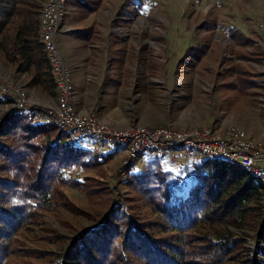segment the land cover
Returning a JSON list of instances; mask_svg holds the SVG:
<instances>
[{
    "label": "rangeland",
    "instance_id": "1",
    "mask_svg": "<svg viewBox=\"0 0 264 264\" xmlns=\"http://www.w3.org/2000/svg\"><path fill=\"white\" fill-rule=\"evenodd\" d=\"M134 3L141 13L135 10ZM138 4L139 0H101L85 20L65 4L57 41L72 74L79 61L88 67L91 76L101 78L104 74L105 80H113V103L124 105L122 123L105 120L94 107L91 111L99 120L115 128L168 125L189 130L192 126H207L220 131L235 125L264 143V63L255 58H242L245 51L250 56L257 48L264 51V0H147L143 6ZM63 22L70 29L64 31ZM211 24L213 32L204 34L201 27ZM81 26L92 27L93 34L101 29L100 42L81 43L74 33ZM236 28H241L243 35L229 37L228 30ZM65 34L67 39H75L70 44H75L78 50H74L79 51L76 58L67 54L73 52L70 47L73 45L62 40ZM196 37L209 42L210 50L201 61L185 59V50L194 45ZM228 46L238 50L231 53ZM14 61L0 50V92L3 91L0 98L4 99L0 103V124L16 114L10 108L20 89L25 92L27 104L24 113L17 115L40 123L32 117L45 107L56 105V102H44L46 98H54V90L43 82L30 85V74ZM245 71L260 75L247 89L241 88ZM101 89L97 90L98 95ZM85 137H90L87 141L90 145L83 144L102 162L80 170L84 183L77 189L67 190L64 203L55 211H46L25 232V244L20 245L24 248L25 261L46 262L47 258L39 257L66 248L81 231L90 232L117 207L118 211L125 210L133 222L158 219L128 175L141 164L142 158L153 154L145 151L129 169H124V174L125 154L122 150H113L116 143H103L95 136L82 139ZM159 160L172 168L186 161L185 158L170 160L167 156ZM118 217L120 221L123 219V215ZM247 235V231L235 234L245 237L252 245L254 237Z\"/></svg>",
    "mask_w": 264,
    "mask_h": 264
},
{
    "label": "trees",
    "instance_id": "2",
    "mask_svg": "<svg viewBox=\"0 0 264 264\" xmlns=\"http://www.w3.org/2000/svg\"><path fill=\"white\" fill-rule=\"evenodd\" d=\"M100 1L68 0L67 6L84 19ZM145 1L139 0L140 6ZM44 2L0 0V50L30 74V85L43 82L56 89L39 33ZM211 25L201 27L204 34L213 32ZM92 30L81 26L74 33L86 45L100 42L103 31ZM238 33L244 31L236 28L227 35L236 38ZM196 38L186 48L185 59L201 61L208 54L209 42ZM257 49L251 51L253 56L245 51L242 58L264 63V51ZM248 72L241 88H250L260 76ZM69 136L54 124L34 123L17 113L0 124V264H264V185L254 175L226 160L185 157L172 168L153 155L142 158L128 175L158 219L133 222L115 207L66 248L39 257L46 262L23 260L25 232L46 211L59 208L67 190L84 183L80 170L102 162L89 146ZM118 215H123L121 221ZM245 230L248 238L254 237L252 245L235 236Z\"/></svg>",
    "mask_w": 264,
    "mask_h": 264
},
{
    "label": "bare ground",
    "instance_id": "3",
    "mask_svg": "<svg viewBox=\"0 0 264 264\" xmlns=\"http://www.w3.org/2000/svg\"><path fill=\"white\" fill-rule=\"evenodd\" d=\"M55 1H58V11H57V22H56L55 30H53V40H54V44H56L57 50L59 51V63H56V59L54 57L52 32L49 31V26H54V23H55V16H52V7H54ZM67 2L68 0H45L43 4V8L40 14V21H39L40 40L43 44V48L46 51L50 65L54 72L56 91L58 94L59 103L55 106L45 107L44 111L40 110L42 112L38 113L37 116H34L32 118L38 117L39 119H36V120L40 121V123L54 124L58 126V128L66 132H69L70 133L69 140H72V141H79L82 139L83 136H91V137L95 136L103 143L114 142L118 145L124 144L125 148L122 150L123 151L122 153L125 154V160L123 161V166L125 168L123 169L121 168L123 170L122 173L124 174L127 168L130 165H132L131 164L132 162H134L138 157H140L145 151H149L155 157L164 158L167 156L170 160L179 159V155H182L188 158L194 157V159L195 158L199 159L200 157H208V158H214L218 160H226V161L235 163L245 168L246 171L254 175L264 185V171H261L259 169H254L252 166H248L247 164L242 163L241 160H239V158L232 157L229 154H210V151L202 147V140L192 139V138H183V137H168L163 142L145 141V142H140V148L133 149V153L131 154V141H126V137H111L110 138L109 133H102L100 132V130H98L95 127H83V132H80V125L66 124L63 121V118H60L59 115L56 114V113H62V109L66 107V99H64V97L67 98L68 108H70V112H71V118L76 119V120H84V119H87L89 115L94 113L92 111L88 113H80V112L75 111L72 107V96L74 93V90H73L74 81H73V74H72L73 71H71V67H70L71 65H69L68 62L66 61L63 53L61 52L59 48L58 41H57V36L61 30V25H62V14L65 11V4ZM60 67H62L63 76L65 78L66 85H68L67 91L65 90V81L61 80ZM20 90L19 91L17 90V100L22 103H27L26 99L24 98V95H25L24 90L22 89ZM15 101H16V98L12 102L14 106L13 108H10L11 109L10 111L13 113H17V114L24 113L26 105H15ZM35 108H31V109H35ZM94 116L96 118V125L100 127L109 128L111 133L125 134L126 132H136V126L129 127V128H118V127L115 128L99 120L100 118L97 117L96 113H94ZM138 128H153V126L138 125ZM158 128H165V126H160ZM166 129L169 132H178V134H186V135H193L194 131L195 132H206L207 129H209V134L216 138H222L225 140L252 142L255 145H257L258 148H262L263 154H264L263 141L257 140L256 138L255 139L251 138L248 135L247 131L244 130L240 126L229 125L225 128V130H220V131H216V130L213 131L214 129L212 130L211 127H207V126H203V127L201 126L193 127L192 126V128H190L189 130H186V129L183 130V129H178V128H174L172 126L167 125ZM124 169L126 170L124 171Z\"/></svg>",
    "mask_w": 264,
    "mask_h": 264
},
{
    "label": "built area",
    "instance_id": "4",
    "mask_svg": "<svg viewBox=\"0 0 264 264\" xmlns=\"http://www.w3.org/2000/svg\"><path fill=\"white\" fill-rule=\"evenodd\" d=\"M57 11H58V1H55L54 7H52V16H55L54 26H49V31L52 32V43H53V53L56 59V63H59V51L56 48V44H54L53 40V30H55L56 22H57ZM60 66V64H59ZM61 72V80L65 81L63 76L62 67H60ZM66 81H65V90L67 91ZM66 99V107L62 109V113H56L60 118H63V121L66 124L80 125V132H83V127H95L102 133H109V137H126V141H131V154L133 153V149L140 148V142L145 141H159L163 142L168 137H183V138H192L202 140V147L210 151V154H229L232 157H237L241 160L242 163L247 164L248 166H252L254 169H259L264 171V154L263 149L258 148L252 142H243V141H235V140H225L222 138H216L209 134V129L206 132H195L193 135L186 134H178V132H169L165 128H138L136 126V132H126L125 134H115L111 133L109 128L100 127L96 125V118L94 113L89 115L87 119L84 120H76L71 118L70 108H68V102ZM27 103H22L17 100L15 101V105H26ZM35 119H39L36 117ZM130 154V155H131ZM179 158H185L182 155H179Z\"/></svg>",
    "mask_w": 264,
    "mask_h": 264
},
{
    "label": "crops",
    "instance_id": "5",
    "mask_svg": "<svg viewBox=\"0 0 264 264\" xmlns=\"http://www.w3.org/2000/svg\"><path fill=\"white\" fill-rule=\"evenodd\" d=\"M64 19V18H63ZM65 26V27H64ZM69 24L63 22V30L70 29L68 27ZM67 34L63 36V39L66 43H73L75 39L72 37L71 39H67ZM75 36V35H73ZM65 38V39H64ZM67 39V40H66ZM73 46H70L73 49V52H69L71 57H77V51L75 47V44H70ZM75 49V50H74ZM75 71L73 74V81H74V93L72 96V107L74 110L79 111L80 113L90 112L92 108L97 112V110L103 115V118L113 124H120L123 122V111H124V105L120 106L119 104H115L112 101L113 94L111 95L112 91V85L111 81L113 80H105L104 74L101 78L97 77V75L91 76L92 74L89 73L88 67L84 66L82 61H79L75 65ZM97 69V68H96ZM102 74V73H101ZM100 86V87H99ZM101 94H97V90L100 89ZM53 95L54 98H46L44 102L52 101V103L56 102V105L59 103L58 94L56 89H53ZM90 139V137H85L81 140H79V143H87V141ZM125 148V145H116V149L123 150ZM112 151V150H111ZM110 151V152H111Z\"/></svg>",
    "mask_w": 264,
    "mask_h": 264
}]
</instances>
